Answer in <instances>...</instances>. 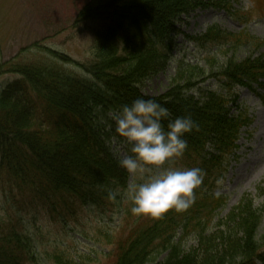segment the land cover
<instances>
[{"label":"trees","instance_id":"obj_1","mask_svg":"<svg viewBox=\"0 0 264 264\" xmlns=\"http://www.w3.org/2000/svg\"><path fill=\"white\" fill-rule=\"evenodd\" d=\"M210 5L204 0H91L78 20L98 25L103 46L99 60L85 66L46 50L54 62L12 67L11 72L21 77L0 94V185L27 199L28 209L51 213H74L79 203L104 212L118 208L121 201L124 207L130 177L111 147L114 125L110 130L109 112L143 98L168 108L172 119L190 115L195 122L197 127L185 136L188 147L183 157L173 163L202 170L203 182L193 203L180 212L170 209L159 217L142 216L145 221L115 246L112 264L154 263L164 253L167 259L161 264H254L256 257L264 264V234L257 237L264 204L255 209L251 200H243L226 219L225 226H232L226 233L204 234L226 204L213 191L224 179L241 129L251 122L228 96L233 97L238 87L260 85L264 53L259 57L253 53L264 49V41L210 28L197 40L200 45L217 47L224 57L245 48L248 58L238 61L233 55L222 64L217 56L208 57L205 67L181 63L163 96L145 97L139 89L171 61L181 17ZM61 62L80 66L89 77L68 72ZM207 75L217 78L223 91H207L201 99L189 95L198 79L204 81ZM236 108L237 116L232 113ZM117 189L121 194L110 197ZM191 234L204 246L202 256L198 249L183 246L180 239ZM62 259L57 257L58 264ZM35 261L33 238L19 216H0V264Z\"/></svg>","mask_w":264,"mask_h":264},{"label":"rangeland","instance_id":"obj_2","mask_svg":"<svg viewBox=\"0 0 264 264\" xmlns=\"http://www.w3.org/2000/svg\"><path fill=\"white\" fill-rule=\"evenodd\" d=\"M90 3L91 0H0V94L8 84L21 77L11 72L12 67L54 62L46 49L66 54L78 63L97 60L95 35L99 32L98 25L78 20L81 10ZM230 6L233 7L231 12L213 8L198 10L181 22L178 26L180 35L176 38L172 54L173 63L166 71L145 82L142 92L153 97L163 95L175 74L174 61L186 59L189 63L202 64L208 53L215 52L216 48L201 49L194 43L187 45L184 41L186 35L196 38L212 25H218L235 34L247 30L253 36L264 39V17L257 13L254 0H234ZM247 54L246 50H240L236 58L242 60ZM61 65L75 75L88 76L80 66L62 62ZM220 86L216 81L209 80L204 89L218 90ZM199 91L196 90L197 94ZM257 92L262 93V90ZM254 93L243 88L237 90L238 105L248 111L253 123L243 131L239 141V160L231 164L225 181L217 191L218 195L227 199V204L211 223L210 235L219 231L226 233V228L232 227L225 226L226 218L245 198H251L257 209L264 201L259 195V188H264V102ZM130 147L126 143L113 145V150L121 159L130 154ZM11 194L6 186L0 185V215L4 218L19 216L37 247L34 264H58L57 257L75 264H112L115 246L145 221L142 216L127 214L130 200L126 195L122 197L124 207L121 201L118 208L105 212L94 207L77 208L63 220L58 213L49 210L28 209L27 199L18 197L16 192V195ZM58 220L63 222H55ZM238 237L241 238V234ZM184 240L187 248L195 247L202 256L204 246L198 245L192 236ZM166 259L167 254L160 256L157 264L164 263Z\"/></svg>","mask_w":264,"mask_h":264},{"label":"clouds","instance_id":"obj_3","mask_svg":"<svg viewBox=\"0 0 264 264\" xmlns=\"http://www.w3.org/2000/svg\"><path fill=\"white\" fill-rule=\"evenodd\" d=\"M108 120L110 130L114 125L112 139L131 146L130 154L118 161L131 178L124 190L132 204L131 213L159 217L170 209L180 212L190 207L203 182V172L198 167H174L173 163L188 147L186 134L197 127L191 116L172 119L168 108L139 98L109 112ZM164 121H168L166 127ZM119 194V189L109 193L113 198Z\"/></svg>","mask_w":264,"mask_h":264}]
</instances>
